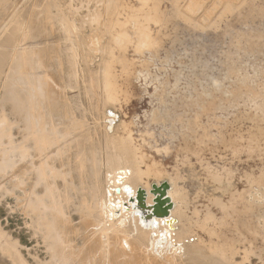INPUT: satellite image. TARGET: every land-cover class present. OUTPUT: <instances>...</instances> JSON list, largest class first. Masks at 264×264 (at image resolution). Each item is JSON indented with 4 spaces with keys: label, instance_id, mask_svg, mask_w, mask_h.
<instances>
[{
    "label": "rangeland",
    "instance_id": "rangeland-1",
    "mask_svg": "<svg viewBox=\"0 0 264 264\" xmlns=\"http://www.w3.org/2000/svg\"><path fill=\"white\" fill-rule=\"evenodd\" d=\"M19 21L0 104L22 55L37 116L0 111V264H100L97 237L140 264H264V0H0V44ZM110 138L148 195L170 183L173 229L142 238Z\"/></svg>",
    "mask_w": 264,
    "mask_h": 264
},
{
    "label": "bare ground",
    "instance_id": "bare-ground-1",
    "mask_svg": "<svg viewBox=\"0 0 264 264\" xmlns=\"http://www.w3.org/2000/svg\"><path fill=\"white\" fill-rule=\"evenodd\" d=\"M21 27H22L21 22L19 21L18 24L12 28V35L8 36V38H4V39H6L4 42L1 40L2 45L0 44V77L3 74V71L5 70V66L7 64V59L10 55L11 48H12L13 42L15 40V36L18 35V33L21 30ZM25 69H27L26 62H25L24 58L22 57V55H20L15 66L12 68V74L10 75V78L12 79V81L7 82V84L5 85L4 90L2 92V96H1V100L6 99L10 102H7V101L4 102L3 101L0 104V111L1 112L7 113V114L10 113L17 120V122H18L17 130L19 132H24L28 129H31L33 127L32 126L33 124H32L30 119L33 116H37V111L34 108H28L29 107L28 102H29L30 94H28V93L25 94L24 91L21 92L20 90H18V88L15 85V81L22 78V71ZM47 95L48 94H47L46 90H43L42 96L44 98H46ZM240 137H241V135H240ZM37 138H38V144H37L38 149L43 148L45 135L43 134V131H41V129L39 130V132L37 134ZM109 142L112 143L109 145H113V143H117L116 140L113 138H110ZM117 144H116L117 148L115 147L116 145L115 146L113 145V147L116 149L113 150V148H112V151L115 154L116 153L115 151H117V149H118L119 153L116 155H113V157H111L110 160H112L116 164H121L122 166L125 165L131 170V172L126 175L128 185L124 189L128 193L129 202H130V204L133 205V208L135 210V214L137 215L136 223L138 224L139 229L141 230L142 238L145 240L147 239V236H146V233H145V230L143 229V227L149 228L152 226V227L156 228L159 226L160 221H165L167 226L169 227V229H173L174 226L176 225L177 221L172 217V215L173 214L178 215L180 213L178 211V207H179L178 196L176 193L170 192V189H171L170 183L168 181H161L160 184L153 183L151 185V189H150L151 194L148 195V191L142 186V181H143V176L150 173L149 172L150 168H149V171H147V172L146 171L145 172L140 171L136 167V158H134V156L132 157L133 154L131 155L130 144L127 141H119ZM90 150H91V148H90ZM91 153H93V152H91ZM5 165H6L5 163L0 164V174L3 172V170H4L3 167H5ZM79 172H81L79 174H81L83 176V174H82L83 171L79 170ZM156 174H154V175H156ZM261 178H262V176H261ZM97 181H98V178H97ZM262 181H263V179H262ZM164 182H167L169 184V189H167L165 192H162L164 194L163 197L168 198V204H166V208L168 209V213L165 214L164 216H161L159 214V212L154 211V206H155V200L157 199L158 196L160 197L162 193L159 194L160 191L153 192L152 186L156 185L157 187H160L161 184ZM18 186H19V188H21L20 184H18L17 187ZM33 206L35 209L39 208V205L33 204L31 206V209ZM32 216L35 217L36 215H34L32 213ZM182 232H183V228H181L180 231L175 233V235L173 237L176 241H180L183 239V237L185 235L182 237V234H183ZM168 235H169V233L166 232L165 236H168ZM94 239H96V235L94 236ZM97 239L98 240H97V242L94 243V245L98 248V253L101 254V252H103L104 250H106V252H107V257L99 260L100 264H140V262L138 261L137 256L135 254H133L132 252H127V251L123 250L117 242L113 241V242L105 243L104 241H102L101 237H99V238L97 237ZM148 241L151 243V248L153 251L157 252V254L161 253V252L157 251L158 246H160V244L157 241L152 240L150 237H148ZM124 246L128 247V245H124ZM191 251H192V249H191ZM188 253H189V251H188ZM3 254L4 253H1L0 257L2 258L3 261L7 262V257H5ZM192 254H193V252H192ZM193 255H197V254L195 253ZM192 257L195 258L194 256H192ZM213 264H214V262H213Z\"/></svg>",
    "mask_w": 264,
    "mask_h": 264
},
{
    "label": "water",
    "instance_id": "water-1",
    "mask_svg": "<svg viewBox=\"0 0 264 264\" xmlns=\"http://www.w3.org/2000/svg\"><path fill=\"white\" fill-rule=\"evenodd\" d=\"M108 116L110 117V119H108V123L111 125H113L115 121L118 120V115L113 111H108ZM152 188L153 192L160 191L159 194H161L162 192H165L167 189H169V184L167 182H164L160 187L153 185ZM163 195L164 194L162 193L160 197H157L154 206V211L159 212L161 216H164L168 213V209L166 208V204H168V198H164Z\"/></svg>",
    "mask_w": 264,
    "mask_h": 264
}]
</instances>
